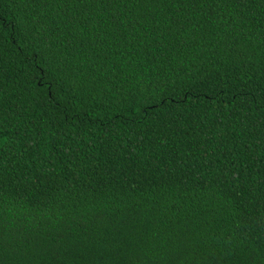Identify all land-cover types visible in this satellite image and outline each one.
Instances as JSON below:
<instances>
[{"label": "trees", "instance_id": "1", "mask_svg": "<svg viewBox=\"0 0 264 264\" xmlns=\"http://www.w3.org/2000/svg\"><path fill=\"white\" fill-rule=\"evenodd\" d=\"M0 264H264V0H0Z\"/></svg>", "mask_w": 264, "mask_h": 264}]
</instances>
